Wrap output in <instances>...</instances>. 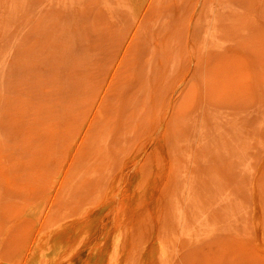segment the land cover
Wrapping results in <instances>:
<instances>
[{
    "label": "rangeland",
    "instance_id": "obj_1",
    "mask_svg": "<svg viewBox=\"0 0 264 264\" xmlns=\"http://www.w3.org/2000/svg\"><path fill=\"white\" fill-rule=\"evenodd\" d=\"M0 264H264V0H0Z\"/></svg>",
    "mask_w": 264,
    "mask_h": 264
}]
</instances>
